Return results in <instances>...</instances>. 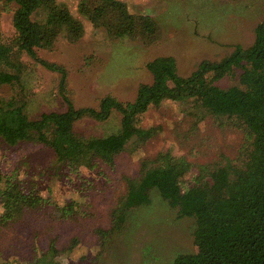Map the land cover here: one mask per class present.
<instances>
[{"label": "rangeland", "instance_id": "374dc122", "mask_svg": "<svg viewBox=\"0 0 264 264\" xmlns=\"http://www.w3.org/2000/svg\"><path fill=\"white\" fill-rule=\"evenodd\" d=\"M63 1L84 24V33L76 41L60 37L53 48L37 49V53L62 66L64 72L23 54L21 80L0 82V98L24 103L32 118L67 110V98L76 107H99L107 95L124 103L134 101L139 85L153 80L146 66L151 59L174 56L180 75L188 76L203 60L218 61L237 44L251 45L256 26L264 21V0H123L132 13L148 15L156 22L158 36L147 44L139 36L110 38L81 15L79 0ZM13 12L14 4L0 2V28L8 40L15 33ZM241 72L236 69L217 84L223 88L238 85ZM181 108L171 100L151 107L140 123L156 126L158 132L144 143L131 142L114 166L82 167L87 182L74 174L72 182L68 180L49 147L29 145V153L22 147L10 155L13 162L9 163L0 150V167L9 170L19 161V178L34 182L46 199L38 209L0 224V264L39 263L53 239L60 250L53 264H171L179 254L195 253V218L178 216L177 208L156 189L151 190L149 203L126 212L121 227L114 226L113 219L127 194L128 179L140 180L148 164L158 165L156 157L161 151L195 164H209L211 169L228 160L244 164L247 136L243 129L204 109L187 113ZM120 123L116 111L106 121L79 120L75 130L85 136H106L118 131ZM81 182L87 183L82 189L85 195L74 187ZM90 184L93 188H88ZM71 202L75 213L63 217L57 208ZM98 228L112 231L104 239Z\"/></svg>", "mask_w": 264, "mask_h": 264}, {"label": "trees", "instance_id": "16d2710c", "mask_svg": "<svg viewBox=\"0 0 264 264\" xmlns=\"http://www.w3.org/2000/svg\"><path fill=\"white\" fill-rule=\"evenodd\" d=\"M2 1L14 4L15 33L8 40L0 28V82L21 80L23 54L51 70L64 72L62 66L40 58L37 49L53 48L60 37L76 41L83 35L84 24L69 4L63 0ZM78 11L110 38L139 36L150 44L158 36L154 19L132 13L123 0H79ZM146 66L152 82L140 84L135 100L127 103L107 95L99 107H76L67 98V110L32 118L24 103L0 98V150L4 161L13 162L10 155L22 147L29 153V145H43L54 151L68 180L72 182L74 174L87 182L82 167L96 170L102 164L114 166L131 142L144 143L158 132V127L140 123L151 107L171 100L187 113L198 108L216 118L227 117L246 133L243 165L228 160L211 169L209 164H195L161 151L156 157L158 165L148 164L140 180L128 179L127 194L113 212L114 226H122L130 209L149 203L151 190L156 189L177 208L178 216L196 220L194 242L198 250L177 255L171 264H264V21L256 26L251 45L237 44L218 61L203 60L188 76L180 75L176 58L171 55L157 56ZM236 69L242 70L238 85L223 88L217 84ZM116 111L121 123L114 133L98 137L75 130L79 120L106 121ZM19 164L15 161L9 170L0 167V224H8L46 202L34 182L19 178ZM80 185L74 187L85 195L82 189L87 183ZM57 209L67 218L76 211L73 202ZM111 231L97 229L104 239ZM54 240L44 259L36 264H53L60 251Z\"/></svg>", "mask_w": 264, "mask_h": 264}]
</instances>
